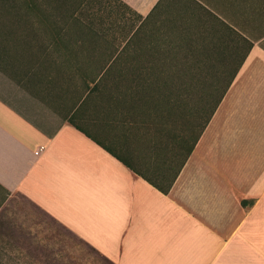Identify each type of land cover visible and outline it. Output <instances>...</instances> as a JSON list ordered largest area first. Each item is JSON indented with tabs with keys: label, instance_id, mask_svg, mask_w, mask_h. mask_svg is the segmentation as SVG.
Listing matches in <instances>:
<instances>
[{
	"label": "crops",
	"instance_id": "0c3cea01",
	"mask_svg": "<svg viewBox=\"0 0 264 264\" xmlns=\"http://www.w3.org/2000/svg\"><path fill=\"white\" fill-rule=\"evenodd\" d=\"M108 7L123 10L121 28L92 21L82 30L96 34L44 42L51 54L34 56L33 71L68 101L56 126L0 98V264L40 263L35 236L14 225L35 223L18 196L114 264H264V0ZM236 58L189 153L171 88L105 81L212 80Z\"/></svg>",
	"mask_w": 264,
	"mask_h": 264
},
{
	"label": "rangeland",
	"instance_id": "374dc122",
	"mask_svg": "<svg viewBox=\"0 0 264 264\" xmlns=\"http://www.w3.org/2000/svg\"><path fill=\"white\" fill-rule=\"evenodd\" d=\"M108 1L110 2V0H6L1 12L7 19L11 18V14L15 12L23 16L33 15V26L36 28L38 37L41 38L40 42L50 41V33L54 34L58 30L62 33V40H75L88 37L89 32L82 29L92 24V21H95L92 24L94 27L112 22L110 24L115 23L116 27L121 28L123 21L120 18L123 10H120V7L116 10L108 7ZM111 4L116 6L113 2ZM221 49L219 47V50ZM221 51L224 52L225 49ZM231 52L227 50L226 55H232ZM188 54L193 57L192 53ZM38 55H41L40 51L26 50L16 40L8 43L0 61V98L12 107L31 113L30 116L35 121L53 127L64 117V108L68 105V101L51 93L48 89L50 83L39 77V71H33L34 56ZM237 61L236 58V62L227 67L225 64L222 66L217 64L218 67L214 72H217L216 79L181 80V83L178 80H170L169 86L177 89L179 83L187 93L183 103L186 106L184 110L186 115L179 118L185 121L188 140H191V137L199 131L203 120L214 106L216 97L225 87L232 70L236 68ZM187 65L192 67L193 63ZM121 66L123 69H131L130 64ZM208 83H214V87L210 86L214 93L212 95H205L209 89ZM177 116L178 113L175 114L172 122L175 132L178 130ZM183 131L182 128L181 132ZM15 202L17 209L24 211L31 216L30 220L35 221L30 226L27 221L16 220L14 223L16 228L19 224L18 226L25 233L35 236L36 249L41 251L40 263H37L36 258L35 264H114L83 239L49 219L45 213L33 207L21 196H18Z\"/></svg>",
	"mask_w": 264,
	"mask_h": 264
},
{
	"label": "trees",
	"instance_id": "16d2710c",
	"mask_svg": "<svg viewBox=\"0 0 264 264\" xmlns=\"http://www.w3.org/2000/svg\"><path fill=\"white\" fill-rule=\"evenodd\" d=\"M5 3H6V0H0V55H1L0 61H2V58H3L2 55H3L4 51L6 50V46L8 45L9 42H12L13 40L18 41L21 45H23V48L26 50L40 51L41 56L50 55L51 53H49V50L52 47L48 46L49 45L48 43L46 44L44 42H40L41 38L38 37V33L36 31V28L33 26V22H34L33 15L28 14L27 16H25V15L23 16V15L15 12V13L11 14V18L7 19V18H5V15L1 12V9ZM83 31H86V30H83ZM87 32H89L88 37H91V35L93 33L96 34V31H94V30H87ZM50 35H51L50 40H62V38H61L62 33L60 30L56 31L54 34H52V32H51ZM79 39H81V38H79ZM53 49H55L57 52H60V50L64 49V48L57 46V47H53ZM238 67H239V64L236 66V68L234 70H232V73L228 77V80L225 84V87L223 88L222 92L219 93V95L216 97V101L214 103V106L210 110L207 117L203 120L201 127H200V130L197 132V134L195 136H193V138H192L193 142L189 146V148H187V150H186L187 153H189L191 151L192 145L196 141V139L199 135L198 133L204 128L205 124L207 123L210 116L214 112L216 106L221 101L227 87L229 86L233 77L235 76ZM101 69H103V68H101ZM109 69L110 68H106V70H109ZM171 80H173V79H171ZM217 80H218V78H217ZM91 81H93V80H91ZM101 81H104V80H101ZM105 81L114 83V85L116 84L115 86L125 87V88L137 87V86H147V87H157V86H162V85L164 87L168 86L169 88H171V92L169 95L170 104H171V106H174V107H178L179 104H183L184 100L186 99V96H187L186 92L183 95H179L177 93L176 88L169 86L170 80L116 79V80H105ZM178 82H179V80H178ZM209 84L210 83H208V85H207L208 87H210L212 85L214 87V83H212L210 85ZM111 86H112V84H111ZM94 87H96V86H94ZM207 94L212 95L214 93L212 92V89H209L208 91L205 92V95H207ZM185 110H186V106H185ZM171 113H172V115L173 114L175 115L178 113V111H175V113H174L172 110ZM184 115H186V113L183 112L179 116H184ZM185 127H187V126H185ZM184 138L185 137H183L182 140L184 141L186 139L185 142H187V138H185V139ZM168 190H169V187L164 188L163 192L167 193ZM243 204H245V202H243Z\"/></svg>",
	"mask_w": 264,
	"mask_h": 264
}]
</instances>
